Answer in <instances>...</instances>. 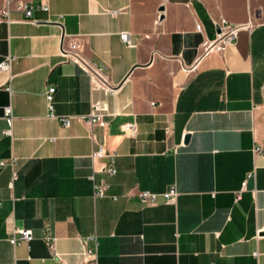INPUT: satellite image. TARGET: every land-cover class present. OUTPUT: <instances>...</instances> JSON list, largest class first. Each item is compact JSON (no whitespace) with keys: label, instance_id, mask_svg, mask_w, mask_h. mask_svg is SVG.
I'll return each instance as SVG.
<instances>
[{"label":"crops","instance_id":"0c3cea01","mask_svg":"<svg viewBox=\"0 0 264 264\" xmlns=\"http://www.w3.org/2000/svg\"><path fill=\"white\" fill-rule=\"evenodd\" d=\"M219 18L235 40L204 54ZM71 40L114 94L61 56ZM6 59L0 264H90L87 250L97 264H264V157L253 152L264 146V0H0ZM94 102L104 124L81 118ZM131 122L134 137L121 129ZM99 145L116 154L114 174L92 159ZM20 230L32 239L12 245Z\"/></svg>","mask_w":264,"mask_h":264},{"label":"built area","instance_id":"2783aa9c","mask_svg":"<svg viewBox=\"0 0 264 264\" xmlns=\"http://www.w3.org/2000/svg\"><path fill=\"white\" fill-rule=\"evenodd\" d=\"M26 10V15L30 16L31 14V7L24 6ZM43 9H47L46 6H42ZM112 15H115L116 12H111ZM61 17V16H60ZM214 25L216 26L218 32L216 34V38L212 42H206L204 44V50L203 53L206 54L210 50H221L226 46L227 44L232 43L235 40L236 32L238 30L237 26H233L229 24L225 19L219 18V20L213 21ZM197 31L201 30V24H196L195 26ZM67 37V35L62 34V39ZM120 40L122 43H124L126 46H132V40L130 37V34L128 32H120L119 34ZM60 54L65 59H70L76 64H78L82 69L88 74L90 78V82L92 85V88H100L104 92L108 94H114L117 91V86L108 84L104 78L102 77V72L104 69V66H98L97 64L87 60L84 58L79 50V46L76 41L71 40L67 43L66 46H62L60 50ZM9 66V59L4 60L0 63V70H5ZM192 69V68H191ZM55 91L54 87H48L45 92L46 99L48 101V109L51 112L52 106L50 105V101L52 99V95ZM105 109L98 103L94 102L91 104L90 111L84 115L81 116L83 120H85L90 125H98V124H104L102 121V118L105 114ZM5 115H10V108H5ZM60 121L63 126H67L69 122V118L67 116H62L60 118ZM121 129L123 133L127 136L134 137L136 134V123H125L121 126ZM254 154H262L264 157V146H255L253 148ZM116 154L114 152H109L105 146L99 145L96 149L92 152V159H99L102 157H107L109 159V162L103 166V171L114 174L116 172L114 167V159ZM1 165H5V162H1ZM246 182L244 181L241 186V190H239L236 193V199H238L241 195V192L245 188ZM105 193V186L99 185L95 187L94 195L95 196H104ZM178 195V192L174 186H171V188L166 191L163 194V197L167 203H174L176 200V197ZM138 199L140 202L146 204V205H154L157 202V194L150 191H139ZM115 198V197H114ZM32 239V235L29 231L26 230H20L17 234H14L9 238V242L12 245L18 244L20 241H30ZM51 249H53L52 244L50 245ZM85 258L90 264H97V255L95 250H87L85 253Z\"/></svg>","mask_w":264,"mask_h":264},{"label":"water","instance_id":"95a60500","mask_svg":"<svg viewBox=\"0 0 264 264\" xmlns=\"http://www.w3.org/2000/svg\"><path fill=\"white\" fill-rule=\"evenodd\" d=\"M188 138H189V136L188 135H185V137H184V142L185 143L188 141Z\"/></svg>","mask_w":264,"mask_h":264}]
</instances>
